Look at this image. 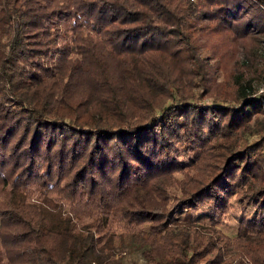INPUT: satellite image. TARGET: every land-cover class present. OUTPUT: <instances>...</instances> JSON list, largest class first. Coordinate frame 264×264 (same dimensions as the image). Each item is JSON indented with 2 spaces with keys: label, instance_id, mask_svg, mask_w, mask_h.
<instances>
[{
  "label": "trees",
  "instance_id": "16d2710c",
  "mask_svg": "<svg viewBox=\"0 0 264 264\" xmlns=\"http://www.w3.org/2000/svg\"><path fill=\"white\" fill-rule=\"evenodd\" d=\"M262 38L264 0H0V264H264Z\"/></svg>",
  "mask_w": 264,
  "mask_h": 264
},
{
  "label": "rangeland",
  "instance_id": "374dc122",
  "mask_svg": "<svg viewBox=\"0 0 264 264\" xmlns=\"http://www.w3.org/2000/svg\"><path fill=\"white\" fill-rule=\"evenodd\" d=\"M260 54L262 56V64L264 65V38L260 40ZM257 93L262 94L261 107L264 109V81H261L257 84ZM264 116L259 115L258 119H261ZM264 138V131H263ZM250 139L255 138V136H249ZM228 231V230H227ZM143 242L140 236H135L129 238L123 242L121 250L116 252V258L114 264H145V259L142 255Z\"/></svg>",
  "mask_w": 264,
  "mask_h": 264
}]
</instances>
